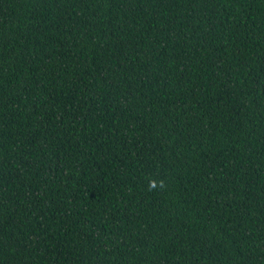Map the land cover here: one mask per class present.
Here are the masks:
<instances>
[{"label":"trees","instance_id":"obj_1","mask_svg":"<svg viewBox=\"0 0 264 264\" xmlns=\"http://www.w3.org/2000/svg\"><path fill=\"white\" fill-rule=\"evenodd\" d=\"M0 264H264V0H0Z\"/></svg>","mask_w":264,"mask_h":264},{"label":"clouds","instance_id":"obj_2","mask_svg":"<svg viewBox=\"0 0 264 264\" xmlns=\"http://www.w3.org/2000/svg\"><path fill=\"white\" fill-rule=\"evenodd\" d=\"M160 187L161 189H163L164 187V181L161 180L159 182H157L156 180H150L149 184H148V190L152 191L153 189H155L156 187Z\"/></svg>","mask_w":264,"mask_h":264}]
</instances>
